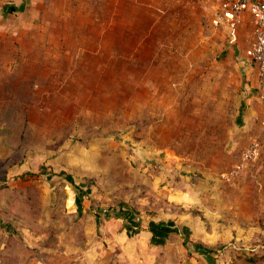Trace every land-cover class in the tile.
Instances as JSON below:
<instances>
[{"label": "rangeland", "instance_id": "rangeland-1", "mask_svg": "<svg viewBox=\"0 0 264 264\" xmlns=\"http://www.w3.org/2000/svg\"><path fill=\"white\" fill-rule=\"evenodd\" d=\"M126 1L129 52L0 31V264H264L241 57L198 0Z\"/></svg>", "mask_w": 264, "mask_h": 264}, {"label": "crops", "instance_id": "crops-1", "mask_svg": "<svg viewBox=\"0 0 264 264\" xmlns=\"http://www.w3.org/2000/svg\"><path fill=\"white\" fill-rule=\"evenodd\" d=\"M198 1L202 4L210 22L209 6L204 0ZM126 5L132 4L127 3L126 0H0V31H4L7 38L12 39L13 35L17 36L28 42L29 46L31 42L48 38L47 34L45 36L37 33L40 32V26L51 24L52 28L49 29V32H53L49 35L51 41H59L70 34V36L78 37L80 42L78 45L84 40L85 44L96 46L94 49L101 48L107 51L111 50L110 41H114L113 50H120L125 46L124 51L129 52L133 46L127 42L121 44V41L127 40L128 36L124 28L116 27V34L108 36L109 24L119 26L128 23L130 25L133 24L131 22L141 21L140 18L135 21L131 14L126 17ZM211 26L219 30V37L224 39L226 48L224 53L238 54L241 57V66L246 75V80L243 79L241 82V88H245L259 101L255 70L247 55L252 38L250 15L246 12L241 14L238 25L232 30L222 26L214 27L212 24ZM9 32L11 34H8ZM3 38L0 37L1 40Z\"/></svg>", "mask_w": 264, "mask_h": 264}, {"label": "built area", "instance_id": "built-area-1", "mask_svg": "<svg viewBox=\"0 0 264 264\" xmlns=\"http://www.w3.org/2000/svg\"><path fill=\"white\" fill-rule=\"evenodd\" d=\"M204 1L209 6L210 22L214 27L222 26L232 30L238 25L241 14L246 12L250 15L252 38L247 55L255 70L257 94L264 113V0ZM262 124L264 125V117ZM257 146L258 143L253 142L246 150L244 158L250 159Z\"/></svg>", "mask_w": 264, "mask_h": 264}, {"label": "trees", "instance_id": "trees-1", "mask_svg": "<svg viewBox=\"0 0 264 264\" xmlns=\"http://www.w3.org/2000/svg\"><path fill=\"white\" fill-rule=\"evenodd\" d=\"M19 163H21V162H19ZM42 174H46V172H45V171H44V172H41L40 175H42ZM26 176L33 177V176H35V174L30 173V172H25V173H23L22 175H20L18 178H25ZM58 176H59V177H61V176H65V177H67V178H68V181H69V184H70L73 188H75L77 191H82L83 195H85V194L87 193L86 191L80 190L81 188L75 183L74 178H73L71 175H68V174H66V173H64V172H60V174H59ZM128 212H129V214H128L129 217L132 216V214H134L131 210H129ZM4 230H7V233H8V234H13V233H15V232L13 231V229L11 228V225H10V224H5V226H4ZM185 245H186V244H185Z\"/></svg>", "mask_w": 264, "mask_h": 264}]
</instances>
